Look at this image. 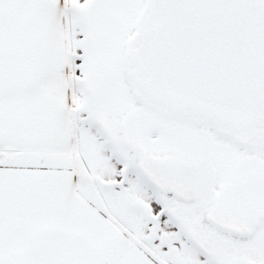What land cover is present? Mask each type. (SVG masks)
<instances>
[{"label":"snow or ice","instance_id":"obj_1","mask_svg":"<svg viewBox=\"0 0 264 264\" xmlns=\"http://www.w3.org/2000/svg\"><path fill=\"white\" fill-rule=\"evenodd\" d=\"M0 264H264V0H0Z\"/></svg>","mask_w":264,"mask_h":264}]
</instances>
